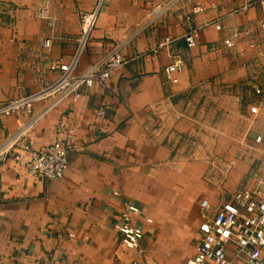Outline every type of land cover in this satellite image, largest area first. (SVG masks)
<instances>
[{
    "label": "crops",
    "instance_id": "crops-1",
    "mask_svg": "<svg viewBox=\"0 0 264 264\" xmlns=\"http://www.w3.org/2000/svg\"><path fill=\"white\" fill-rule=\"evenodd\" d=\"M96 1L0 0V103L40 92L31 113L0 117V264H184L204 219L200 202L212 214L256 184L264 157L262 8L242 9L254 0H105L75 72L114 48L125 64L109 88L96 83L80 97L54 100L41 93L59 75L50 64L71 60L80 15ZM45 2L48 18L36 13ZM194 5L203 10L191 13ZM193 29L195 44L187 46ZM166 36L173 41L158 47ZM228 36L232 46L223 43ZM177 58L183 66L170 82L164 69ZM251 78L262 94H248ZM55 137L78 146L65 172L33 175L29 149L44 150ZM124 200L151 218L133 217L143 230L137 254L117 236Z\"/></svg>",
    "mask_w": 264,
    "mask_h": 264
},
{
    "label": "built area",
    "instance_id": "built-area-1",
    "mask_svg": "<svg viewBox=\"0 0 264 264\" xmlns=\"http://www.w3.org/2000/svg\"><path fill=\"white\" fill-rule=\"evenodd\" d=\"M105 0H97L94 6L80 15L79 32L74 38L76 46L70 61L61 59L51 62V68L59 71L57 79L42 88L41 93H52L54 100H60L65 96L73 95L80 97L98 83L104 88H109L112 73L126 62L119 48L112 49L103 59L90 64L82 73H76V66L80 55L87 46L91 32L96 26L99 10ZM256 4L262 8V19L260 27L264 29V0H254L246 2L242 9ZM203 10V6L194 5L190 8L191 13ZM37 15L48 18L46 2L37 10ZM216 29H221L220 22H212ZM196 32L191 30L184 35L187 46L195 44ZM173 41L171 36H166L158 42L157 46H168ZM226 46H232L234 39L232 36L223 38ZM51 44V38L46 37L39 42L38 56L45 57ZM253 45V43H250ZM183 62L177 58L168 64L164 69L165 77L170 82H176L177 76L174 73L182 69ZM264 75V68H263ZM247 84L255 95L262 94L263 88L259 86L255 79L247 80ZM39 93H31L25 96L10 98L4 103H0V117L10 115L21 110L31 113L32 102ZM106 111V104L97 108L96 113L103 116ZM260 108L257 102L251 103L249 112L257 116ZM35 121L31 118L30 123ZM62 128V124L58 126ZM261 135L255 137L259 142ZM3 147V146H2ZM28 148L27 146L25 147ZM78 149V146L69 139H59L55 137L44 150L29 149V159L27 169L33 175H38L46 179H56L63 175L68 163L69 154ZM3 149H0L2 158ZM19 158L18 155L14 156ZM256 180L252 188L237 189L231 197L222 202L215 211L208 212V203L202 200L199 204L203 221L201 222L196 239L194 253L185 260L184 264H264V157L260 159L259 165L253 172ZM134 216H143L144 212L137 205L126 200L122 203L120 211V221L117 225V236L121 244L137 254L141 251V240L143 230L133 221ZM150 222V217H144ZM229 246L232 250L229 253ZM130 264H145L133 259Z\"/></svg>",
    "mask_w": 264,
    "mask_h": 264
},
{
    "label": "rangeland",
    "instance_id": "rangeland-1",
    "mask_svg": "<svg viewBox=\"0 0 264 264\" xmlns=\"http://www.w3.org/2000/svg\"><path fill=\"white\" fill-rule=\"evenodd\" d=\"M257 82V81H256ZM258 83V82H257ZM261 85L263 84V86H264V80H261L260 82H259ZM258 83V84H259ZM259 84V86L262 88V86ZM245 85V88L247 89V92H248V94L249 95H253L254 93H253V91H252V89L250 88V86L247 84V81H246V83L244 84ZM251 103H253V101L251 102ZM179 111V117H182V116H184V111L183 110H178ZM182 139V138H181ZM183 147H184V145H183ZM187 147V146H186Z\"/></svg>",
    "mask_w": 264,
    "mask_h": 264
}]
</instances>
